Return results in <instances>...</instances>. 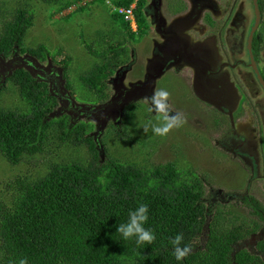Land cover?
Here are the masks:
<instances>
[{"label": "trees", "instance_id": "1", "mask_svg": "<svg viewBox=\"0 0 264 264\" xmlns=\"http://www.w3.org/2000/svg\"><path fill=\"white\" fill-rule=\"evenodd\" d=\"M44 1L57 5L54 12L61 13L80 0ZM112 2L127 7L133 0ZM145 3L137 0L134 10L137 33L145 24L139 15ZM116 12L111 19L118 16L129 35H136L130 21ZM32 25V11L17 8L0 32V55L9 57L16 47L23 51L24 36ZM25 51L40 61L48 52L43 45ZM100 56L101 63L80 75L90 99L93 94L103 95L107 85L102 78L127 59L125 50L114 49L112 44ZM69 59L55 60L65 65L63 73ZM8 81L28 109L0 106V153L7 162L17 165L26 156L41 154L49 132L61 142L84 145L87 158L56 162L43 176L32 180L18 176L13 184L7 183L13 194L10 199L7 190L0 194V264H19L25 258L28 264H264V211L256 199L243 197L252 208L243 211L247 215L230 204L212 206L197 171L180 169L173 161L145 167L112 158L107 143L96 141L100 133L95 141L88 135L91 123L71 124L64 113L48 118L57 101L45 82L35 80L25 69H16L5 83L0 78V95ZM142 203L149 207L145 226L156 239L138 246L135 238L124 240L117 227ZM181 233V246L190 245L191 252L177 261L171 241ZM256 233L260 235L255 237Z\"/></svg>", "mask_w": 264, "mask_h": 264}, {"label": "rangeland", "instance_id": "2", "mask_svg": "<svg viewBox=\"0 0 264 264\" xmlns=\"http://www.w3.org/2000/svg\"><path fill=\"white\" fill-rule=\"evenodd\" d=\"M164 1L166 2V0ZM181 1L187 4L186 11L174 14L166 6H163L164 9L160 14L159 12L156 14L157 19L153 21L151 20L152 17H149L150 12L147 10V4L149 3L146 0L142 10L139 11V15L145 24L138 33L137 29L133 31L135 34L137 33L136 35L132 34L130 36L121 18L117 16L114 21L111 19V14L116 12V5L112 0L76 1L75 5L70 6L61 13L54 12L57 5L44 0H0V32L4 27V23L11 19L17 8H28L32 11L33 25L24 36L23 51L16 47L13 60L24 63L32 61L31 66L34 69H40L39 71L51 70L54 75L59 71L62 79L65 65L61 62L56 63L55 60L58 62L66 56L69 57L63 81L74 89L75 95L67 97V92L61 87V82V89L50 85V91L57 101L54 111H60L59 113H64L68 117L72 115L77 120L83 119L86 120L85 122L90 120L89 122H93H91L93 130L96 129L97 122L100 124L105 120V127L101 130L100 137L96 141L103 140L104 143H107L105 147L109 151L108 155L110 157L124 163L134 162L145 167L173 161L180 169L189 168L197 171L199 176L202 177L203 183H205L206 193L204 196L207 197L212 206H215L216 203L230 204L229 206L235 209L236 212L240 211L241 215H247L243 211L247 212L248 210L251 212L252 208L245 201L254 198L261 204L264 211V187L260 183V181L264 182L263 168L259 167V176L254 178L251 177L252 174L249 170H240L242 169L241 165L239 166L235 162L237 160L233 159L237 155H232L222 148V139H219L221 133H217L212 128L210 142L201 136V138L193 137L198 134H193L191 131L197 128L192 127L182 113L178 114L184 120V123L178 127L179 129L175 133L171 129V134L168 132L167 135L159 136L151 130L147 133L144 131L145 114L146 120L161 123L158 119L160 115L155 114L156 112L149 114L147 111L144 112L143 107L135 105V103L149 101V95L152 97L157 91L156 82H159L157 79L162 76L161 72L157 73L156 80L148 77L151 75L147 73H154L153 69L156 65H164L165 59L162 58L161 53H166L167 56L170 55L172 43L181 38L182 32L184 35L187 33L186 28L192 26L194 21L196 22L197 16L203 12V9L210 7L215 8L218 13H226L225 17L228 19V24L225 27L228 31L226 39L229 36L234 42L238 40L237 35H241L242 38V34H244V36H248L247 41L249 40L252 29L251 24L254 19V15L250 10V0ZM175 5L176 2L173 0L170 3L171 9L176 10ZM195 5L200 8L197 12H194ZM229 5L231 6L228 10ZM113 6L114 9H112ZM78 7L81 8L78 9ZM247 9L249 12H247ZM151 16L154 17V13ZM260 22L262 24L260 23L259 29L264 30V14ZM107 44H112L114 49L119 46L122 47L125 50L126 57L129 55V63L120 66L111 76L106 74L102 78V82H105L107 86H103L101 83L99 85L103 86V95L100 97L93 94L90 99L86 94L90 91L85 87L80 75L103 61L100 52L106 48ZM39 45L45 46L48 51L44 61H38L35 56L25 51L27 47L34 48ZM58 50L61 51L58 52ZM242 51L243 49L240 50L239 55ZM111 52L114 55H111ZM110 55L114 60L115 53L113 50L110 51ZM140 64L146 65L149 69V72L146 73L147 79H134L136 74H132V69L140 67ZM184 66L191 69L189 74L194 90L196 87L201 90V87L205 84L210 85L209 83L217 82L223 86L228 85V78H225L226 73L223 71L216 77H207L205 67L200 63H191L189 66V63L184 62ZM53 67H56L57 70H52ZM212 68L215 69V66ZM117 76L121 77L118 84L122 85L125 91L123 97L118 94L115 95L112 78L116 79ZM51 81L52 77L50 76V80L47 79V85ZM109 86L111 87L112 98L109 103L105 102L98 106V101L110 98ZM233 89L231 83V90ZM149 91H151V94H149ZM71 100L75 103V107H71L73 111L68 108ZM259 100L261 101V99ZM117 103H119V106H116V108H120V115L114 117L109 109ZM0 106L21 111L28 109V104L21 100L16 88L9 81L0 95ZM125 107L128 109V113ZM197 117L200 120L192 117L190 119L199 122L200 128L198 130L209 132L208 128L204 127L210 124L208 115ZM175 128L173 129L175 130ZM93 132L90 131L88 135H91L94 140ZM49 135L41 154L26 156L17 165L7 162L0 153V194L7 190L5 195L10 199L13 194L10 185L14 183L18 176L32 180V178L45 175L53 163L86 160L87 153L84 145L79 147L68 142H61L52 132H49ZM223 150L229 155H222ZM204 176L206 178H203ZM243 176L245 180H241ZM247 181L248 186L245 187ZM7 183H10L8 187H6ZM244 195L248 196L246 197L247 200L240 202L239 200ZM261 232L264 233V228ZM259 235L260 233H256L255 237Z\"/></svg>", "mask_w": 264, "mask_h": 264}, {"label": "flooded vegetation", "instance_id": "3", "mask_svg": "<svg viewBox=\"0 0 264 264\" xmlns=\"http://www.w3.org/2000/svg\"><path fill=\"white\" fill-rule=\"evenodd\" d=\"M172 1L173 0H166V2L164 0H148L149 4H147V10L150 12L149 17H152L151 20L154 21L157 19L156 14L158 12L160 14V12L164 9L163 6H166L169 11L174 12V14L186 11L185 9L187 8V4L181 0H174L176 2L175 7H177V9H171L170 3ZM250 1V10L254 15L253 23L251 24L253 27L255 12L253 0ZM259 3H261V6H259ZM257 4L261 21V17L264 14V0H257ZM230 6L231 5L228 6V10L230 9ZM198 7V5L194 6V12H197L198 9H200ZM202 11L203 12L197 16L196 22L194 21L192 26L186 28L188 30L186 31L187 33L184 35L182 32V39L179 38L178 41H174L172 43L170 55L167 56L166 53H161L162 58L165 59L164 65H156L153 69L155 73L152 74L153 77L151 78L156 80L157 73L161 72L162 76L157 79L159 82H156V90L165 89L170 92L168 99L170 112L172 114L182 113L189 121V124L192 127L197 128L191 131L193 134H198L193 137L201 136L210 142V131L213 128V130L217 133H221L219 134V139H222V148L232 155H237L233 159L237 160L235 162L239 166L241 165L242 169L240 170H249L252 174L251 177L254 178L259 176L258 169L261 167L263 168L264 175V30L262 28L259 29L262 23H258L252 34L248 33V41V36H244V34H242V38L241 35H237L238 40L233 42V39L229 36L226 39V36L228 35V31L225 28L228 24V19L225 17L226 13H218L215 8L210 7L203 9ZM247 12H249L248 9ZM153 13L154 17L151 16ZM241 49H243V51L241 55H239ZM188 50L190 51L192 57H196L195 62H193L191 57L188 55ZM14 52L10 57L4 59L7 60L13 58L16 53ZM203 53H205L204 56H202ZM126 58L127 59L124 60V62L114 69L110 76L114 74L120 66L129 63V55ZM184 62L189 63V66L191 63L202 64L205 67L207 77H216L221 71L225 72L226 75L224 76L225 78H228V85L223 86L217 82L209 83L210 85L205 84L201 87V90L196 87L195 91L189 74L191 69L184 66ZM31 63L32 61L29 63L16 61V63L13 64V67L15 66V70L21 68L25 70L27 69L35 80L37 79L38 81H43L46 84L47 79L50 80L51 76L52 81L49 85H47V87L53 96L54 94L50 91V85H53L57 89H61L62 87L66 92L68 91L67 89L69 88L67 87L65 81H63V79H65L64 73L62 74L61 79V73L59 71H57V74L55 75L51 73V70L39 71L40 69H34L31 66ZM213 66H215V69L212 68ZM55 68L56 67H53L51 69L57 70ZM148 70L147 66L143 64H140V67L138 68H133L132 74H136L134 79H147L150 77H146L145 75ZM119 78L121 77L117 76L116 79L112 78V82L115 88V95L118 94L120 97H123L125 91L123 90L122 85L118 84L120 82ZM60 82L62 83L61 87ZM231 83L234 87L233 90H231ZM109 89L110 98L101 102L98 101L97 105L105 102L109 103L112 98L110 86ZM200 91L203 92V95L200 94ZM149 94H151V91H149ZM70 95H72L71 91L67 92V97H70ZM214 98L219 106L211 104L210 100ZM259 99H261V101ZM135 105L143 107L144 112L147 111V113L152 114L151 111H149L152 107L150 101L135 103ZM116 106L117 104L109 109L111 110L110 113L113 115L116 112ZM71 107H75L73 100H71L68 104L70 111H73ZM126 110L128 113L127 108ZM155 114L160 115L157 112ZM200 115H208L210 124L205 125L204 127L208 128L209 132H206L205 130L201 132L198 130L200 128L198 125L199 122L194 119H190V117H192L200 120V118L197 117ZM144 116V122L148 123L149 119L146 120V114ZM73 119L74 117L70 115L69 121L71 124H75L79 121H86L83 119ZM89 121L90 120L87 122ZM177 129L179 128L176 127L175 130L172 128L171 131L175 133ZM92 130L93 128L90 131L93 132L96 129ZM171 131H169L170 134ZM93 133L94 136L98 135V132L96 131ZM226 151L223 150L222 155H229ZM243 179L244 176L241 180ZM260 183L264 187V182L260 181ZM247 186L248 181L245 187ZM243 197L248 196H242L239 200L240 202H242Z\"/></svg>", "mask_w": 264, "mask_h": 264}, {"label": "clouds", "instance_id": "4", "mask_svg": "<svg viewBox=\"0 0 264 264\" xmlns=\"http://www.w3.org/2000/svg\"><path fill=\"white\" fill-rule=\"evenodd\" d=\"M132 3L136 4L137 0H133ZM132 31L134 30L132 29ZM4 58L6 59L8 57ZM169 96V91L165 89H160L156 91L152 97L148 98L152 105L149 111L159 113L160 116L158 117V119L161 121V123H153L151 121L146 123L144 125V131L146 133L151 130L155 135L164 136L167 135L172 128L179 127L184 123V120L179 114H172L170 112L168 104ZM148 220L149 207L146 203H142L129 212L128 221L126 223L120 224L117 227V231L121 234V237L126 241L135 238V242L138 246L143 244H151L156 239V236L151 229L145 226ZM183 239L184 237L181 233L177 234L171 241L174 248V256L177 261H182L191 252L190 245L181 246V242L183 241ZM19 264H28V260L26 258L20 259Z\"/></svg>", "mask_w": 264, "mask_h": 264}, {"label": "water", "instance_id": "5", "mask_svg": "<svg viewBox=\"0 0 264 264\" xmlns=\"http://www.w3.org/2000/svg\"><path fill=\"white\" fill-rule=\"evenodd\" d=\"M253 4H254L255 20H254V24H253V27L251 29V33L250 34H252V32L254 31V29L257 27L258 23L260 22V14H259L257 0H253ZM188 55L191 57V59L193 60V62H195L196 57H192L189 50H188ZM204 55H205V53L202 54V56H204ZM30 58H32V57H30ZM15 63L16 62L13 60V58H10V59L5 60L4 59V56L0 55V78H1V82L4 83L5 80H6V78L11 75V73H12L13 70H15L14 69L15 66L13 67V64H15ZM4 68H7V69H4ZM147 74L151 75L150 77H153L152 76L153 73L150 72V73H147ZM147 74H146V77H147ZM200 94L203 95V92L200 91ZM210 102L214 106H219V104L217 103V101L215 100V98L212 99V100H210ZM117 106H119V103H117ZM54 110H55V108H54ZM54 110H52L51 112H49L48 118L49 117H52V116H57V115L61 114V113H59L60 111L56 112ZM115 110H116V112H115V114L113 116H119V114H120V108H116ZM73 120H75V119H73ZM104 121H102L100 124L97 122V124H96V132H98V134L101 133V130L103 129V127H105ZM100 150H102L101 147H100Z\"/></svg>", "mask_w": 264, "mask_h": 264}, {"label": "built area", "instance_id": "6", "mask_svg": "<svg viewBox=\"0 0 264 264\" xmlns=\"http://www.w3.org/2000/svg\"><path fill=\"white\" fill-rule=\"evenodd\" d=\"M135 6H136L135 3H131L127 7L122 6V5L115 7V10L117 11V13L119 15H121L125 20L130 21L133 30L136 29V23H135V19H134ZM112 9H114V6Z\"/></svg>", "mask_w": 264, "mask_h": 264}]
</instances>
